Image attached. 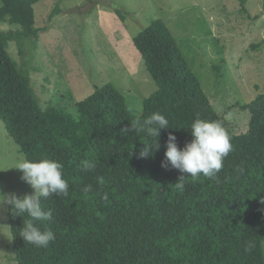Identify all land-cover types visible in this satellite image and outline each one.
<instances>
[{
	"label": "trees",
	"instance_id": "trees-1",
	"mask_svg": "<svg viewBox=\"0 0 264 264\" xmlns=\"http://www.w3.org/2000/svg\"><path fill=\"white\" fill-rule=\"evenodd\" d=\"M39 1L0 0V22L13 27L0 30V119L25 158L62 163L69 195L41 201L52 220L38 223L56 237L47 247L24 242L19 232L29 217H13L7 207L17 264H264V92L244 107L249 130L237 134L212 106L166 22L156 18L133 39L156 84L142 113H133L111 83L79 101L76 114L43 109L31 71L8 51L14 42L21 55H30L29 46L39 39ZM61 12L56 6L49 20ZM156 111L170 127L159 137L122 132ZM198 118L220 122L233 150L216 177L187 176L181 191L175 183L182 174L161 167L165 142L172 132L183 147ZM158 142L149 157L139 156L144 144ZM86 160L94 164L87 171ZM86 185L92 186L87 193ZM249 241L255 247L245 251Z\"/></svg>",
	"mask_w": 264,
	"mask_h": 264
},
{
	"label": "rangeland",
	"instance_id": "rangeland-1",
	"mask_svg": "<svg viewBox=\"0 0 264 264\" xmlns=\"http://www.w3.org/2000/svg\"><path fill=\"white\" fill-rule=\"evenodd\" d=\"M241 1L40 0L34 6L39 39L29 46L30 55H21L14 42L8 51L31 71L43 109L64 107L76 114L79 101L111 83L139 114L137 106L143 109L156 84L133 39L151 20L163 19L212 106L244 134L250 123L244 107L264 92V0ZM56 6L62 12L50 21ZM11 28L0 22V30ZM19 157L24 155L0 119V191L22 197L33 189L10 168ZM12 246L5 206L0 208V264H17Z\"/></svg>",
	"mask_w": 264,
	"mask_h": 264
},
{
	"label": "clouds",
	"instance_id": "clouds-1",
	"mask_svg": "<svg viewBox=\"0 0 264 264\" xmlns=\"http://www.w3.org/2000/svg\"><path fill=\"white\" fill-rule=\"evenodd\" d=\"M137 111L142 113V107L137 106ZM166 128H170L169 120L164 114L156 111L143 120L131 121V128L125 127L122 132L126 134L134 130L135 133L143 132L148 137H159L160 131ZM189 129L192 138L183 147L178 146L177 138L172 132L168 133L164 159L161 161V167L171 166L182 174L175 183V188L181 191L184 189V178L187 176L193 179L201 175L209 179L216 177L224 166V158L233 150L231 137L220 122L198 118L192 121ZM160 146L159 142L154 147L144 144L139 156L147 158L152 154L153 149H159ZM82 167L87 171L93 168L94 164L86 160ZM10 168L19 170L20 178L33 191L22 197L15 192L0 191V208L7 206L13 217H24L26 214L29 218L23 220L19 235L28 244L47 247L56 237L50 228L42 229L38 223L52 220V212L45 210L41 201L52 195L64 197L69 195V183L63 177V165L57 160L48 158L30 160L19 157ZM91 188V185H86L82 191L87 193ZM102 198L106 200L107 193H104ZM253 247H255L254 242L249 241L245 251H250Z\"/></svg>",
	"mask_w": 264,
	"mask_h": 264
}]
</instances>
